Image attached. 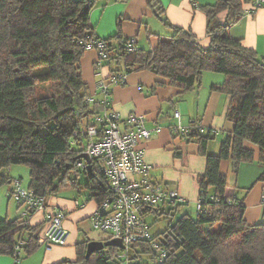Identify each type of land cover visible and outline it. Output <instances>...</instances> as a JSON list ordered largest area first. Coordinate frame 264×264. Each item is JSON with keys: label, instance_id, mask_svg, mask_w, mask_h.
I'll list each match as a JSON object with an SVG mask.
<instances>
[{"label": "trees", "instance_id": "trees-1", "mask_svg": "<svg viewBox=\"0 0 264 264\" xmlns=\"http://www.w3.org/2000/svg\"><path fill=\"white\" fill-rule=\"evenodd\" d=\"M98 1L0 0V188L13 182L7 173L11 166L24 165L30 171L29 189L46 200L64 187L85 189L86 201L98 210L111 195L99 159L82 169L86 183L70 177L79 172L77 163L84 154L83 130L98 126L95 119L104 111L83 78L87 44L95 42L92 49L99 54L95 73L101 62L108 70L106 81L113 74L149 71L163 80L157 86L173 87L180 97L199 90L205 73L220 74L222 80L209 89L229 98L224 119L232 130L226 132L218 155L209 150L218 131L174 135L199 146L206 169L197 176L201 211L196 216L183 214L162 233L164 239L154 235L165 256L151 242L140 240L127 249L104 247L87 259L88 240L76 244L75 260L56 264H264V222L246 220V194L230 191L221 172L223 161L230 162L234 174L255 159L264 168V58L231 35L232 25L250 3L214 0L201 5L209 38L205 46L191 29L170 23L160 0H149L155 16L174 31L165 37L148 33L157 43L145 50L135 37H124L120 20L115 35L96 36L91 14ZM103 52L107 59L101 61ZM257 183L264 184V170ZM166 212L156 209L151 214ZM47 227L45 219L38 226L22 218L0 220V256L20 260L19 243L25 256L34 254ZM109 241L110 236L99 242Z\"/></svg>", "mask_w": 264, "mask_h": 264}, {"label": "crops", "instance_id": "crops-1", "mask_svg": "<svg viewBox=\"0 0 264 264\" xmlns=\"http://www.w3.org/2000/svg\"><path fill=\"white\" fill-rule=\"evenodd\" d=\"M160 1L173 26L191 29L201 43L207 46L209 42L207 18L200 10V6L213 3L212 0ZM119 20L124 37H135L138 47L145 50L157 43V38L149 37L148 33L165 37L174 31L155 16L149 0H99L91 14L95 34L100 39L115 35L118 32ZM231 35L235 39L242 40L246 47L255 49L264 58V7L252 13H247L245 10L241 20L232 25ZM98 59L97 51H87L82 59V70L90 96L100 102L103 100L99 89L101 79L95 75ZM211 74L203 75L199 90L180 97L179 91L173 87L157 86V83L163 80L149 71L127 74L123 84L110 88L112 107L124 118L132 114L143 115L149 129L161 127V130L154 133L152 139L144 144L145 158L152 165L150 175L153 180L167 189L177 190L179 196L185 201L181 205L179 203L175 205L177 207L198 200L197 176L205 172L206 161L198 154L199 146L196 143H186L174 136L172 127L177 124L173 117L175 109L180 111L181 123L184 127L201 124L206 128L219 131L215 141L209 145V150L214 155L219 154L226 132L232 130V126L224 119L229 98L211 91L205 95L202 94L205 81L211 85L213 82L222 80V77H212ZM107 75L108 71L105 68L103 77ZM220 135H223V138L218 140ZM255 156L258 157L257 149ZM263 170V166L256 159L252 163L242 164L238 174L232 172L229 161H223L221 164V172L227 177L229 190L237 189L241 197L246 194L245 218L250 224H256L264 219V184H255ZM20 173L17 171L15 174L12 168L9 169L8 176L13 179V182L8 185V188L4 186L0 188V220L14 221L21 218V207L15 205V201L13 202L10 196L16 181L20 182L22 188L29 189V182L24 187L21 176L16 177ZM249 188L250 190L246 193ZM58 193L56 196L47 197V209L60 210L66 214L64 226L69 232L66 244L50 247L40 242L39 249L34 254L22 258L21 262L19 260L18 264H56L75 260L78 242L88 240L99 242L96 240L97 234L93 235L96 231L91 225L92 215L96 211L95 203L87 202V197L84 202H80L78 199L67 198ZM166 207L172 206L166 205ZM44 218L45 213L39 211L31 214L28 221L32 226H38L43 224ZM0 264H15V261L12 257L0 256Z\"/></svg>", "mask_w": 264, "mask_h": 264}, {"label": "built area", "instance_id": "built-area-1", "mask_svg": "<svg viewBox=\"0 0 264 264\" xmlns=\"http://www.w3.org/2000/svg\"><path fill=\"white\" fill-rule=\"evenodd\" d=\"M246 1L250 3L247 13L264 7V0ZM94 43L87 44V49H92ZM130 50L135 51L136 48L132 47ZM100 59L101 61L107 59V54L101 53ZM102 68L100 62L95 75L101 79L99 88L103 96L101 104L104 111L95 119L98 126L87 127L81 136L87 135L83 153L90 161L94 159L102 161V171L111 186L112 193L92 215V229L100 233H108L111 240H119L124 249L140 240L149 241L155 250L165 256L145 218L153 210L161 209L166 205L183 204L185 201L177 190L167 189L155 182L150 175L152 165L146 161L144 144L149 142L161 127L149 129L146 126L145 116L132 114L124 118L121 113L112 110L110 107L113 99L110 88L123 84L127 74H113L109 81H106ZM173 117L177 124L172 127V132L179 137L188 136L192 131L217 134L218 130L206 128L201 124L184 127L178 109H175ZM99 126H103V129L100 130ZM89 166L90 163L84 159H80L77 163V167L81 170ZM10 196L17 205L26 207L22 219L30 218L31 213L39 211L45 213L48 227L41 236L42 244L50 247L66 244L69 232L64 226L67 216L63 211L47 209L45 197L37 195L30 189L22 188L18 181L14 182ZM201 207L199 202L196 213L201 211ZM21 244L16 247L18 254ZM14 261L15 264L19 263L17 258H14Z\"/></svg>", "mask_w": 264, "mask_h": 264}, {"label": "rangeland", "instance_id": "rangeland-1", "mask_svg": "<svg viewBox=\"0 0 264 264\" xmlns=\"http://www.w3.org/2000/svg\"><path fill=\"white\" fill-rule=\"evenodd\" d=\"M212 1L214 2V0H212ZM89 50L94 51V49H89ZM103 70H105V66H104ZM135 73L136 72H133V74H135ZM211 75H212V77L220 76L223 78V76L220 74H211ZM83 77H84V73H83ZM209 85H210V83L208 81L204 82L205 88H204L203 93H202L203 95L207 94L210 91ZM93 99H94L93 101L96 100L95 97H93ZM93 106H94V104H93ZM222 138H223V135H220L218 137V140H221ZM11 168L14 170L15 174H17V171L19 173L21 172L20 175H17V176L16 175H10V176L11 177H14V176L20 177L21 176L20 178H22V182H23V185L25 187L29 182V168L24 166V165L11 166L9 169H11ZM9 169H8L7 173L9 172ZM78 171L79 172L74 171L73 173H71V175H70L71 180L77 179V181L80 184L86 183L87 176L85 175V173L82 170L79 169ZM4 187L8 188V185H4ZM58 192H59L58 195H61V196L67 197V198H71V199H78L80 202H84L85 198L89 194L85 189L78 190L77 188H72V187L61 188ZM199 194H200V192H199ZM198 200H199V198H198ZM198 200L196 199V201H194V202H188V204L186 203V205H182L179 207L175 206V207H169L168 208L165 206L160 210V212H161L165 208L167 210V212L164 214H162V213H160L158 215H156L155 213L149 214L145 219L148 222V224L150 225L151 233L153 235L157 236L158 238H160L161 240L164 239L162 233L166 232V230L169 228V226L174 224V222H176L183 214H190L192 216H196ZM12 201L14 202V200H12ZM14 204L17 205L15 202H14ZM20 209L22 210L21 216H23V213H24L26 207L21 206ZM169 211L172 212V216L168 215ZM260 222H264V219H263V221H260ZM95 234H97L96 240H99V241L100 240H106L109 237L108 233H100V232L96 231V232H94L93 235H95ZM25 257L26 256L24 255V253L21 252L20 262H21L22 258H25ZM144 259H145V261L149 260V258H147V257H144ZM120 264H126V263L123 262Z\"/></svg>", "mask_w": 264, "mask_h": 264}, {"label": "water", "instance_id": "water-1", "mask_svg": "<svg viewBox=\"0 0 264 264\" xmlns=\"http://www.w3.org/2000/svg\"><path fill=\"white\" fill-rule=\"evenodd\" d=\"M193 134H195V132H193ZM80 159H84L86 160L88 163H90V159L87 155L83 154L79 157ZM107 246H116L119 247L121 249H124V246L122 245V243L117 240V239H113L107 243L104 242H90L87 246V252H86V258L88 259L94 252L96 251H100L102 250L104 247Z\"/></svg>", "mask_w": 264, "mask_h": 264}, {"label": "clouds", "instance_id": "clouds-1", "mask_svg": "<svg viewBox=\"0 0 264 264\" xmlns=\"http://www.w3.org/2000/svg\"><path fill=\"white\" fill-rule=\"evenodd\" d=\"M27 219H29V218H27ZM45 219V218H44Z\"/></svg>", "mask_w": 264, "mask_h": 264}]
</instances>
